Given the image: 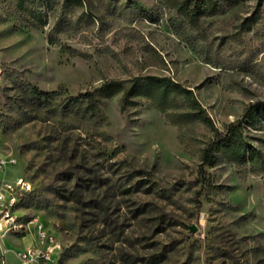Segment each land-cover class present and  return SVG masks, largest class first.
<instances>
[{
	"label": "rangeland",
	"instance_id": "374dc122",
	"mask_svg": "<svg viewBox=\"0 0 264 264\" xmlns=\"http://www.w3.org/2000/svg\"><path fill=\"white\" fill-rule=\"evenodd\" d=\"M66 1L41 5L37 29L0 0V182L26 183L14 226L0 220V264H19L37 225L58 246L49 264H264V163L221 148L199 181L214 130L264 101V0ZM146 76L191 90L208 119L172 124L141 95L121 109V93L94 114L67 105ZM25 83L56 95L37 104ZM239 132L264 159V111Z\"/></svg>",
	"mask_w": 264,
	"mask_h": 264
},
{
	"label": "trees",
	"instance_id": "16d2710c",
	"mask_svg": "<svg viewBox=\"0 0 264 264\" xmlns=\"http://www.w3.org/2000/svg\"><path fill=\"white\" fill-rule=\"evenodd\" d=\"M21 9L27 13L31 18L30 25L34 28H43V13L39 12L41 5H49L53 0H16ZM77 6L81 5L79 0H73L72 4ZM66 5H72L68 1L64 2ZM81 18V17H80ZM79 19V17H78ZM64 16H60L57 23L49 30L47 34V40L50 44L56 40V34L63 31ZM24 91L32 98L37 104H44L49 99L56 95V92H44L31 86L29 83H25ZM121 93V109H125L129 98L134 96H145L151 100L152 104L160 110L170 123L176 124L177 119H187L191 117L197 120L208 119L205 116L203 109L199 106V103L194 98L191 90L184 88L178 83L173 82L169 78H161L154 76L137 77L129 81H109L102 84L99 88L93 91H86L75 96H69L67 99V105L69 106H81L84 105V111L90 114H94L101 103L102 98H109L113 95ZM187 106L188 109L193 112H185L183 114H172L169 109H180L183 106ZM264 111V101L257 102L248 106L242 115V117L235 122L226 126L224 131L214 130L213 138L202 149L199 163V181L203 186L206 181L205 169L212 167L215 155L221 148L225 149V154L230 162L239 163L255 157L264 163L263 156L255 150V148L243 140H241L239 134L240 128L247 124L249 117L256 112ZM263 166V165H262ZM253 171L255 169L253 168ZM264 172V170H262Z\"/></svg>",
	"mask_w": 264,
	"mask_h": 264
},
{
	"label": "built area",
	"instance_id": "2783aa9c",
	"mask_svg": "<svg viewBox=\"0 0 264 264\" xmlns=\"http://www.w3.org/2000/svg\"><path fill=\"white\" fill-rule=\"evenodd\" d=\"M4 75V67L0 61V82ZM3 163V162H1ZM5 163V162H4ZM26 186L21 179L14 184L0 182V220L11 229L14 226L13 209L17 204V191ZM33 246L15 253L19 264H49L57 251V244L40 225L36 226Z\"/></svg>",
	"mask_w": 264,
	"mask_h": 264
}]
</instances>
